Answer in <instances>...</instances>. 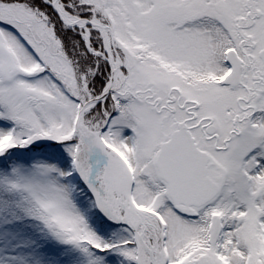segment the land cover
<instances>
[{"label":"snow or ice","instance_id":"snow-or-ice-1","mask_svg":"<svg viewBox=\"0 0 264 264\" xmlns=\"http://www.w3.org/2000/svg\"><path fill=\"white\" fill-rule=\"evenodd\" d=\"M0 264H264V0H0Z\"/></svg>","mask_w":264,"mask_h":264}]
</instances>
